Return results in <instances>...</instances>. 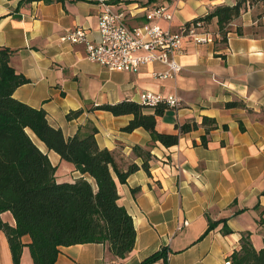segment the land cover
<instances>
[{"label": "crops", "instance_id": "0c3cea01", "mask_svg": "<svg viewBox=\"0 0 264 264\" xmlns=\"http://www.w3.org/2000/svg\"><path fill=\"white\" fill-rule=\"evenodd\" d=\"M156 1L0 0V47L12 50L11 66L28 80L15 88L13 97L43 109L48 123L66 138L78 129L95 127L99 148L113 151L123 169L132 162L139 167L124 183L117 182L119 203L135 228L134 246L127 256L114 257L103 243H79L60 246L53 264H138L161 247L168 249L166 264H225L239 248L242 233H249L255 249L264 244V34L248 30H264V17L256 18L249 8L232 21L225 42L197 44L184 38L176 56L181 71L164 78L153 74L166 71L162 63L142 65L136 72L112 71L88 60L83 44L60 41L62 34L76 27L95 39L103 3L126 11L129 25L144 21L140 8L165 4L173 16L159 23L177 30L217 4L234 2ZM236 27L242 34L234 31ZM207 28L214 32L216 19ZM144 91L179 99L177 107H166L156 116L158 131L179 133L175 145L153 142L141 127L123 131L130 114L115 116L94 108L124 99L139 103L138 94ZM228 102L236 104L227 107ZM76 110L80 113L67 117ZM202 117L213 119L214 128L207 131ZM192 122L195 128L179 132L177 126ZM37 145L56 167L57 181L84 177L93 182L43 143ZM134 145L150 150L149 172L141 167L143 159L133 154ZM0 219L15 225L9 211L1 212ZM209 219L225 220L231 231L223 233L219 222L203 235ZM21 241L20 264H33L29 236ZM0 264H13L3 230Z\"/></svg>", "mask_w": 264, "mask_h": 264}, {"label": "trees", "instance_id": "16d2710c", "mask_svg": "<svg viewBox=\"0 0 264 264\" xmlns=\"http://www.w3.org/2000/svg\"><path fill=\"white\" fill-rule=\"evenodd\" d=\"M249 8L254 9L256 18L264 17V0H234L233 4H217L204 16L191 21H203L207 28L216 19L214 40L225 42L232 31V21ZM248 30L264 34L260 28ZM234 31L242 34L241 27ZM11 54V49L0 47V213L9 211L15 221V225L10 226L0 219V230L7 238L13 264H20L24 245L21 238L25 235L30 238L27 246L33 264H53L60 246L79 243H103L114 257L124 259L133 249L135 228L132 217L119 203L117 182L124 183L127 176L139 167L132 162L123 169L113 151L99 148L95 141V127L78 129L66 138L60 128L48 123L43 109L14 98L15 88L28 80L11 66ZM235 104L228 102L226 106ZM94 108L115 116L132 115L122 127L123 131L141 127L149 132L153 142L166 147L178 142L179 133L156 129V116L163 114L166 106H148L124 99ZM79 113L80 110L70 111L67 117ZM202 123H208L207 131L215 126V121L207 117H202ZM195 127V122L177 126L180 133ZM34 138L47 150L57 153L61 160L72 164L74 170L89 175L93 182L84 177L57 181L56 167ZM202 141H205L204 136ZM132 151L143 159L141 167L149 172L150 150L134 145ZM219 222H223V233L231 231L225 220L209 219L203 235ZM167 252V247H161L138 264H155L160 259L166 264ZM228 260L230 264H264V244L257 250L249 233H242L239 248Z\"/></svg>", "mask_w": 264, "mask_h": 264}, {"label": "built area", "instance_id": "2783aa9c", "mask_svg": "<svg viewBox=\"0 0 264 264\" xmlns=\"http://www.w3.org/2000/svg\"><path fill=\"white\" fill-rule=\"evenodd\" d=\"M140 24L129 25L124 10L114 9L103 3L96 25V38L91 39L83 27H76L60 36V41L83 44L86 58L101 64L108 70L136 72L142 65L159 62L166 71L153 73L159 78L171 77L179 73L182 66L176 56L187 38L194 43L213 42L215 33L204 26L203 21L184 23L177 30L162 26L159 21H170L172 12L165 4L142 7ZM130 15L131 12L128 11ZM138 101L148 106L177 107L179 99L175 95L144 91L138 94ZM111 264H119L113 261ZM230 264V261L225 262Z\"/></svg>", "mask_w": 264, "mask_h": 264}, {"label": "rangeland", "instance_id": "374dc122", "mask_svg": "<svg viewBox=\"0 0 264 264\" xmlns=\"http://www.w3.org/2000/svg\"><path fill=\"white\" fill-rule=\"evenodd\" d=\"M156 2H159V0H157ZM34 141L37 143V144H39V142L34 138Z\"/></svg>", "mask_w": 264, "mask_h": 264}]
</instances>
